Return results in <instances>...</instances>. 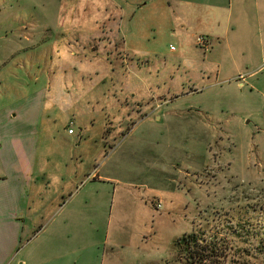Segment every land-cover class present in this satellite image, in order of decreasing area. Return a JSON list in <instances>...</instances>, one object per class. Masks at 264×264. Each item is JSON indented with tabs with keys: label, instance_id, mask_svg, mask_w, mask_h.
I'll list each match as a JSON object with an SVG mask.
<instances>
[{
	"label": "rangeland",
	"instance_id": "374dc122",
	"mask_svg": "<svg viewBox=\"0 0 264 264\" xmlns=\"http://www.w3.org/2000/svg\"><path fill=\"white\" fill-rule=\"evenodd\" d=\"M225 31L184 0H0V120L45 99L49 172L78 174L31 264H264V34Z\"/></svg>",
	"mask_w": 264,
	"mask_h": 264
},
{
	"label": "crops",
	"instance_id": "0c3cea01",
	"mask_svg": "<svg viewBox=\"0 0 264 264\" xmlns=\"http://www.w3.org/2000/svg\"><path fill=\"white\" fill-rule=\"evenodd\" d=\"M184 1L196 5L201 18L208 21L213 19L215 23L225 24V35L222 37V42H217L218 44L223 43L226 37L229 42L233 40L242 42L251 35L254 26L259 28L258 35L264 34L260 30L264 27V0ZM217 73H219V64L216 65ZM25 90L34 89L26 85ZM36 91L37 89L33 93ZM40 92H44V89H40ZM10 101L4 107L7 108L4 120H0V264H31L34 260L56 261L57 256L54 255L53 250L47 254L42 247H39L41 254L39 253V256L33 260L30 246L26 244L23 246L22 242L28 241L29 233L32 231L30 229L36 228L34 224L41 222L44 217L51 218L55 212L58 205L56 199L62 189L56 188L55 194L48 196L52 181L55 179L57 184L63 183L65 188L72 187L76 184L77 168L70 166L69 156L68 161L66 159L63 165H60L61 171L59 165L54 164L53 172H49L50 154L45 153L43 148L39 149V141L44 135L45 113L50 107L46 106V100L40 103L41 115L31 129L22 115L26 112L28 104L22 103L23 100L19 97ZM83 174L94 180L108 179L99 176L98 173L94 174L95 176L89 173ZM68 195L70 196L71 192ZM51 203L55 204V207L53 205L49 210ZM37 229L43 232L47 226L39 223L35 230ZM67 256L68 252H65V257Z\"/></svg>",
	"mask_w": 264,
	"mask_h": 264
},
{
	"label": "trees",
	"instance_id": "16d2710c",
	"mask_svg": "<svg viewBox=\"0 0 264 264\" xmlns=\"http://www.w3.org/2000/svg\"><path fill=\"white\" fill-rule=\"evenodd\" d=\"M188 240L190 242L192 241V243L196 245L197 240H196L194 234H187V235L183 234V235H181V237L177 240V243H181L182 245H184L185 242H187ZM200 249H202V248H200ZM200 249L195 250L193 248L192 251L190 249H188V251L190 252V254L187 258L188 264H200L203 261H205L203 263L206 264V262H208V260H210L209 257L211 256L213 249H211V250L205 249L203 251Z\"/></svg>",
	"mask_w": 264,
	"mask_h": 264
},
{
	"label": "built area",
	"instance_id": "2783aa9c",
	"mask_svg": "<svg viewBox=\"0 0 264 264\" xmlns=\"http://www.w3.org/2000/svg\"><path fill=\"white\" fill-rule=\"evenodd\" d=\"M199 42L202 43V40L200 39ZM205 44V43H204ZM68 133H73L72 129H68Z\"/></svg>",
	"mask_w": 264,
	"mask_h": 264
}]
</instances>
